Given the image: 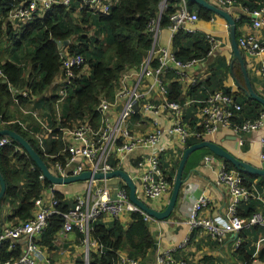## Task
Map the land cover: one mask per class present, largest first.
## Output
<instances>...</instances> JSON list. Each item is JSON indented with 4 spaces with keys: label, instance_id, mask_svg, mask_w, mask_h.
<instances>
[{
    "label": "built area",
    "instance_id": "built-area-1",
    "mask_svg": "<svg viewBox=\"0 0 264 264\" xmlns=\"http://www.w3.org/2000/svg\"><path fill=\"white\" fill-rule=\"evenodd\" d=\"M74 1L77 0H20L15 10L10 13L7 24H10L16 32L38 18H43L57 5L71 8ZM79 1L76 13L80 14L85 9L96 15H106L121 0ZM235 1L216 0V3L227 10L235 6ZM167 4L168 0L161 3L160 14L149 23L148 28L153 36V44L147 57L137 69L123 74L113 100L103 99L99 104L98 127L88 121L79 122L73 127L60 125L59 130L62 132L65 147L58 154L52 153L47 142L49 140L50 144L54 142L49 138V134L56 128L48 124L47 112L36 107L37 94H34L30 88L16 87L7 82V74L0 69V79L8 84V90L19 108V113L11 120L3 121L0 118V129H10L8 127L11 124H19L35 140L48 159L49 168L59 176H67L68 167L72 169V175L84 172L86 165L90 167L88 171L94 172L108 173L122 169L125 157L141 149L143 152L134 164L138 173L131 176L135 184L140 185V189L136 191L137 196L148 205H150L149 201L165 198L169 200L174 182L168 180L162 161L163 155L166 156L165 153L168 151L174 152V157L177 159L181 155L178 148L182 147L184 151L189 139L196 137L201 141L210 140V137H215L222 129H230L238 137L239 145L246 142L245 137H239V135L263 132L264 112L254 120L247 119L235 123L242 111V105L235 95L225 90H217L204 98L189 99L184 104L169 98L168 85L171 81L179 82L183 87V93L202 82L205 71L197 74L193 70L203 61L213 58L223 48L224 42L215 34L206 33V41L210 49L205 59L189 61L178 59L171 44H160L164 11L161 9L163 7L166 9ZM248 15L251 17L252 27L255 30L264 28V7ZM214 20L213 17L210 22ZM199 21L198 13L190 10L188 1L181 0L170 15V23L167 27L170 40L180 31L198 32L196 25ZM238 44L241 52L250 58L258 57L264 52V42L259 41L256 34L242 36ZM64 53L60 73V92L56 102L58 124L61 123L63 105L72 81L77 72L83 71L86 66V58L81 53L70 54L65 49ZM258 72L264 79V60L261 61ZM20 97L28 98L30 102L27 105L21 104ZM191 104L196 105V110L195 108L193 110V116L196 118L194 126L186 120ZM144 128L147 131L142 132ZM260 140L262 159H264V136ZM15 143L17 142L13 138L2 136L0 150L5 146H14ZM17 150L25 152L19 144ZM63 155L67 157L65 165L60 159ZM214 158L215 156H206L203 161L211 163ZM76 161L80 163L73 167ZM40 178L46 179L42 173ZM96 182L97 185L94 184ZM215 183L218 186L226 185L230 193V202L224 220L219 223L211 217L201 215L209 202L208 198L202 194L192 205L188 219L189 230L202 229L219 243H222L230 234H235L237 237L235 248H238L243 241L241 233L245 229L258 226L264 230V212H256L247 219L241 218L239 214L242 205L252 198H260L259 191L255 185L249 187L246 184L247 181L240 171L234 168L228 169L226 166L217 173ZM88 186L84 194H78L74 198L70 209L61 211L58 208L59 200L55 195V186L51 185L48 187L50 194H42L35 199V213L32 218L3 228L0 232V246L10 243V249H13L21 245L22 240L25 245V251L21 257L10 259L4 264H57L56 261L44 256L42 247L37 241L48 228L49 219L54 214L60 215L63 219L61 235L66 237L73 231H78L82 235V243L86 247L82 264H91L93 251L103 253V247L91 239L94 224L102 217L110 216L112 219H119L125 214L134 212L141 214L150 225L157 222L153 216L131 202L129 192L122 185L113 189L106 180L102 184L97 180H90ZM165 238L169 239V236ZM183 246L181 244L157 254V264H188L186 260L175 257L176 252ZM118 264H141V262L131 258L127 253L119 252Z\"/></svg>",
    "mask_w": 264,
    "mask_h": 264
},
{
    "label": "trees",
    "instance_id": "trees-1",
    "mask_svg": "<svg viewBox=\"0 0 264 264\" xmlns=\"http://www.w3.org/2000/svg\"><path fill=\"white\" fill-rule=\"evenodd\" d=\"M79 2V0L74 1L71 8L57 5L43 18H38L33 23L27 24L21 32L22 36L14 41L11 60L7 58L9 50L4 45L14 40L15 31L10 24H7V19L20 0H0V69H3L7 74V82L16 87L30 88L34 94L39 95L40 102L36 104V107L46 110L48 124L56 128L51 133V139L54 142L51 144L50 140L47 142L48 148L55 154L60 153L65 147L62 132L59 130L60 125L73 127L79 122L88 121L98 127L100 124L98 106L101 101L103 99L113 100L123 74L129 70L137 69L147 57L153 44V36L148 26L150 21L160 14L162 0H121L109 14L96 15L84 9L80 13V18L76 14ZM180 2L181 0H168L167 8L162 13L161 25L163 28L168 27L170 15ZM236 5L243 6L250 13L264 7V0H236ZM188 6L191 11L198 13L200 20L210 21L211 18L217 16L207 8L191 2H188ZM75 17L77 22H75ZM250 22V16H243L240 21H237V27L242 23ZM90 26L93 27L92 31L89 30ZM236 35L238 40L242 37L238 29ZM55 41H69L70 43L64 48L65 51L70 54L81 53L86 58V66L91 68L89 76L85 75L87 69L85 66L84 70L77 72L73 79L63 105L60 124L56 121V102L59 94L45 95V92L56 82L62 70V54ZM209 49L206 36L200 32L180 31L172 39V50L176 57L182 61L205 59ZM21 64H25V66L22 67ZM29 68H31V72L26 77L24 74ZM211 71L208 78L198 85L190 87L185 93H183V87L179 82L171 81L168 85L169 98L184 104L189 99L204 98L217 90H225L227 93L235 95L237 101L242 105V111L235 123L247 119L254 120L264 112V106L261 103L248 98L242 66L238 60L233 61L232 59L230 62H227L225 58L216 60L211 65ZM230 76L239 86L235 92L224 85V81ZM250 78L254 90L262 96L254 86L255 80ZM208 90L211 92L204 96L203 94ZM199 92L203 94H199ZM20 100L21 104L25 105L30 102L28 98L24 97H20ZM13 108L17 112L12 110ZM194 108L196 110V105L191 104L188 109L191 114L186 115V120L190 121L192 126L195 125L196 119L193 116ZM17 113H19V108L8 90V84L0 79V118L3 121H8ZM34 127L38 128L36 125ZM8 128L28 140L47 165L49 164L35 140L19 124H11ZM200 141L198 138L192 137L188 140L186 148ZM17 147L18 144L15 143L14 146H5L0 150V173L6 182V193L2 199L3 208L10 201L20 202L18 211L7 218L14 225L33 217L35 199L50 187V183L46 179L40 178L41 171L34 161L25 152L17 150ZM183 153L184 151L180 152V157L173 158L172 162L168 164L164 155L162 157L164 170L171 182H174ZM210 155L215 156L208 148L193 152L186 163L183 178L186 180L189 173L197 169L203 159ZM60 159L65 165L67 157L63 155ZM222 160L226 162L228 169H236L225 159ZM241 173L249 187L253 186L256 179L259 180V185L264 184L262 177ZM125 188L129 192L128 186ZM55 195L59 200L58 208L61 211L70 209L71 203H67L61 193L56 191ZM244 207L242 206L239 210L240 217L243 219L260 212L250 207ZM131 218L132 221L128 228L124 227L120 218L114 219L110 225L100 221L101 219L95 222L91 239L103 247V253L93 251L91 264H118V254L123 250L127 251L131 258L144 263L147 256L155 251L157 239L150 224L139 213L132 212ZM3 220L4 215L1 211L0 232L4 228ZM62 227V217L58 214L52 215L49 219V226L39 242L40 246L51 247L55 236L60 233ZM260 228L254 227L256 231H260ZM243 234L244 231L241 236ZM181 251L183 250L177 251L175 257L187 261L183 258L184 255ZM235 251L243 264H254L255 251L249 247L248 243L243 241ZM23 254L20 245L10 249V243H5L0 246V264H4L10 259H17ZM259 257L264 260V251L260 252Z\"/></svg>",
    "mask_w": 264,
    "mask_h": 264
},
{
    "label": "crops",
    "instance_id": "crops-1",
    "mask_svg": "<svg viewBox=\"0 0 264 264\" xmlns=\"http://www.w3.org/2000/svg\"><path fill=\"white\" fill-rule=\"evenodd\" d=\"M209 1L211 3L217 4L216 0ZM227 10L236 20V23L237 21H240L243 16H249L247 10L241 5L233 6ZM76 14L79 16L78 13ZM214 18V22L200 20L197 23L196 28L198 32L203 33L204 35L206 33H213L220 39L221 37L219 35L227 37L226 45H224L223 48L217 53H221L223 50H225V54H227V62H230L232 59L235 61L230 45L227 22L218 15ZM237 29L242 34V36L255 33L259 38L264 39V28L261 30H255L252 27V22L242 23L237 27ZM160 40L161 43L162 41H166V44L164 45L171 44L172 46V40H170V33L168 30L164 31ZM242 55L244 56L250 77L255 80L254 86L260 94L262 92L264 93V79L258 72V67L261 61L264 60V52H262L258 57L254 58L248 57L244 52H242ZM215 56L203 61L193 70L196 71L197 74L205 71L203 80L211 75V65L215 62ZM90 74L91 68L89 67L86 69L85 75L89 76ZM60 85L61 77L58 76L56 82L49 88L48 91L45 92V95H58ZM225 86L232 88L234 92L238 89L237 83L235 82L234 78H232V76L228 77L227 81L225 82ZM54 89H57V93L54 91ZM210 92L211 91L208 90L204 94L201 92H199V94L206 96ZM42 111L46 110L42 109ZM42 111L40 112L42 113ZM188 114H191L189 110L187 111V115ZM145 128L142 131H144ZM241 136L245 137L246 140V142L242 145H239L238 137H236V135L230 129H222L215 137H210L209 139L223 146L226 150L230 151L241 160L252 163L255 166L263 165L264 159H262L263 151L260 139L262 136H264V130L261 133L239 135V137ZM49 138L51 139V133L49 134ZM178 150L182 152L183 148L179 147ZM142 152L143 151L141 149H138L133 154L127 155L124 159L122 169L126 170L132 176L138 173L136 167H134V164ZM167 155L164 156V159H167V164L172 162L173 158L176 159L174 157V152H169ZM79 163L80 161H76L73 167L78 166ZM223 166H226V162L222 159H219L218 156L215 155L213 162L204 163V161H202L197 169L189 173L186 179V185L183 187L181 197L175 211L173 212V215L166 220L157 221L150 225L153 233L156 235L158 246L155 248L154 252L147 256L145 262L141 264H157V254L164 253L167 249L175 248L181 244L184 245L180 249L183 250L181 253L184 255L183 258L187 259L188 264H243L235 251V242L237 238L235 234H230L222 243H219L212 239L202 229H195L193 231L189 230L188 219L192 205L194 201L198 199L196 196V192L198 191H202L203 196H206L209 201L208 206L203 209L201 215L205 217H211L219 223L224 220L226 216V210L230 202V193L226 185L218 186L215 183L217 173ZM85 167V171L90 169V167L87 165ZM68 171L72 172V169L68 167L67 172ZM70 175H72V173H70ZM113 179L106 180L107 184L112 186L113 189H116L122 185V180L120 178ZM98 182L102 184L105 182V180ZM258 182L259 180L256 179L253 185L257 187L260 198H252L242 206H245L244 208L250 207L254 210L264 212V184L259 185ZM94 184L97 185L98 183L96 182ZM88 185L89 181L53 186H55V191L61 193L64 196V200H66L67 203H71L70 205L72 206L74 198L78 194H84L89 187ZM43 194H50V189L48 190V188H46L43 191ZM168 201L169 200L165 198L158 201H149L148 203L158 210H163L165 209ZM19 205V201H10L2 209L4 215V228L14 225V223L8 221L7 218L10 215H14L16 211H18ZM113 220L114 219H112L110 216H104L100 221L110 225L112 224ZM120 221L123 223L125 228H128L132 221L131 214L129 213L123 215L120 218ZM165 236H169V239L165 238ZM263 238L264 230L260 228V231H256L254 227L245 229L242 236L243 241L248 243L249 247L254 249L255 260L261 261L264 264V260L259 257L260 252L264 251ZM41 239L42 236L38 237V243L41 241ZM20 246L24 252V240L21 241ZM41 247L44 256L52 261H56L57 264H82L86 253V247L82 243V235L78 231H73L66 237L59 233L55 236V240L53 241V245L51 247H46L43 245H41ZM121 252L128 254V252L125 250Z\"/></svg>",
    "mask_w": 264,
    "mask_h": 264
},
{
    "label": "water",
    "instance_id": "water-1",
    "mask_svg": "<svg viewBox=\"0 0 264 264\" xmlns=\"http://www.w3.org/2000/svg\"><path fill=\"white\" fill-rule=\"evenodd\" d=\"M195 5H199L202 7L207 8L209 11L213 12L214 14L218 15L222 19L227 22L228 29H229V39L231 49L234 55V60H238L241 63L245 83L248 89L247 95L248 98H251L255 101H258L264 106V96L259 95L253 87L251 82V78L247 69V65L242 55L241 49L238 44L237 39V23L233 16L228 12V10L219 7L217 4L211 3L209 0H187ZM60 49L62 56L65 55L64 48L70 43L69 41H55ZM232 69V68H231ZM238 86V85H237ZM239 87V86H238ZM2 136H9L13 138L25 151V153L34 161L38 169L44 175L46 180L53 186V185H68L75 182L81 181H90V180H97V181H104L110 180L113 178H120L124 181L128 188H129V196L130 200L133 204L141 208L143 211L148 213L149 215L153 216L157 221H163L170 218L175 211L179 199L181 197V193L183 191V187L186 185V180L183 178L184 170L186 167V163L190 155L195 152L196 150L208 148L212 153L216 156L225 159L229 163H231L238 171L243 172L245 174L255 175L264 178V164L261 166H255L252 163L247 161L241 160L237 156H235L230 151L226 150L223 146L219 145L218 143L211 141V140H202L199 143H195L191 146H188L182 155L181 161L177 168L173 188L169 197V201L166 204L165 209L158 210L154 209L150 205H148L145 201L141 200L136 193V184L133 180V177L130 173H128L124 169H116L112 172L103 173V172H94V171H84L79 175H70L71 172H67V176H59L55 174L47 165V163L43 160L41 155L37 152V150L31 145V143L22 137L20 134L15 132L12 129H0V137ZM0 212L3 209L2 199L6 193V182L3 179L0 173ZM202 191L196 192L197 198L201 197ZM158 245L156 244L155 247ZM25 251V249H24ZM254 264H263L261 261L255 260Z\"/></svg>",
    "mask_w": 264,
    "mask_h": 264
},
{
    "label": "rangeland",
    "instance_id": "rangeland-1",
    "mask_svg": "<svg viewBox=\"0 0 264 264\" xmlns=\"http://www.w3.org/2000/svg\"><path fill=\"white\" fill-rule=\"evenodd\" d=\"M164 0H162V2H163ZM161 2V3H162ZM161 5V4H160ZM161 10H165V7H163ZM79 18H80V14H79ZM75 22H77V19H76V17H75ZM25 26H23L22 28H20V29H18L16 32H15V35H14V40H11L10 42H12V43H10V42H7V43H5V47H6V49H8L9 48V52L7 51V58H12V55H11V53H13L14 51H13V45H14V41H17L22 35H21V32H22V30H23V28H24ZM92 28L93 27H91L90 26V28H89V30L90 31H92ZM167 30V28H162V34L164 33V31H166ZM220 37H221V39L223 40V42H224V45H226V42H227V37H225V36H221V35H219ZM160 44H162V45H164V44H166V41H162V43H161V40H160ZM17 53V52H16ZM226 53V51L225 50H223L221 53H217L216 54V56H215V58H214V60L216 61V60H220L221 58H227V54H225ZM19 54V53H18ZM21 54H23V52H21ZM12 60V59H11ZM227 60V59H226ZM22 67L23 66H25V64H22L21 65ZM89 66L87 65L86 66V68H88ZM26 72L27 73H25L24 74V76H26L27 77V74L28 73H30L31 72V68H29V69H27L26 70ZM228 79V78H227ZM227 79L224 81V85H225V82L227 81ZM54 91L57 93V89H54ZM59 92H60V89H59ZM58 92V93H59ZM262 94V96L264 95V93L262 92L261 93ZM37 99L35 100V102H36V104L37 103H39L40 102V97H39V95H37ZM12 110H14V111H16V109H12ZM17 112V111H16ZM145 131H147V129L145 130ZM142 132H144V131H142ZM169 153V151L167 152V153H165V154H168ZM166 162H167V160H166ZM114 180V179H113ZM112 181V180H111ZM81 182H85V181H81ZM122 184H123V182H122Z\"/></svg>",
    "mask_w": 264,
    "mask_h": 264
},
{
    "label": "bare ground",
    "instance_id": "bare-ground-1",
    "mask_svg": "<svg viewBox=\"0 0 264 264\" xmlns=\"http://www.w3.org/2000/svg\"><path fill=\"white\" fill-rule=\"evenodd\" d=\"M251 22H252V20H251ZM253 34H255V33H253ZM251 35V34H250ZM248 36V35H247ZM258 37V36H257ZM258 39H259V41H261V42H264V39H261V38H259L258 37ZM123 182V184H122V187H125V186H127V184L124 182V181H122ZM140 189V185H138V184H136V191H138Z\"/></svg>",
    "mask_w": 264,
    "mask_h": 264
}]
</instances>
